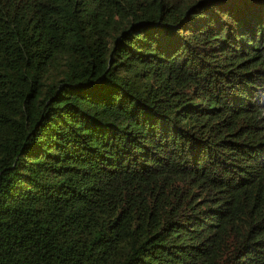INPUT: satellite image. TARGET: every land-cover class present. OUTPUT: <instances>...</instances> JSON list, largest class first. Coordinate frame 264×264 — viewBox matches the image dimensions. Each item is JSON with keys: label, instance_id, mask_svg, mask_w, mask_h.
I'll use <instances>...</instances> for the list:
<instances>
[{"label": "trees", "instance_id": "16d2710c", "mask_svg": "<svg viewBox=\"0 0 264 264\" xmlns=\"http://www.w3.org/2000/svg\"><path fill=\"white\" fill-rule=\"evenodd\" d=\"M0 264H264V0H0Z\"/></svg>", "mask_w": 264, "mask_h": 264}]
</instances>
